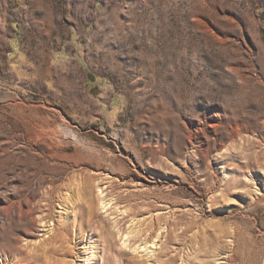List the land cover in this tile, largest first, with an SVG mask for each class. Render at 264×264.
Instances as JSON below:
<instances>
[{"label": "rangeland", "instance_id": "1", "mask_svg": "<svg viewBox=\"0 0 264 264\" xmlns=\"http://www.w3.org/2000/svg\"><path fill=\"white\" fill-rule=\"evenodd\" d=\"M1 210L9 256L264 264V0H0Z\"/></svg>", "mask_w": 264, "mask_h": 264}, {"label": "bare ground", "instance_id": "2", "mask_svg": "<svg viewBox=\"0 0 264 264\" xmlns=\"http://www.w3.org/2000/svg\"><path fill=\"white\" fill-rule=\"evenodd\" d=\"M13 188H15V186ZM104 190L105 189H103L102 187L100 189V187L97 186V191H98L96 193L97 201L101 202L103 207H105V205L107 204L106 202H104L102 200L103 199L102 195H103ZM155 207H156L155 209H157V210L160 209L158 206H155ZM2 208H3V211H6L4 207H2ZM163 208H166V206H163ZM155 209H153V210H155ZM3 211L2 210L0 211V218H2L0 220V222H1L0 231H5L6 226L10 223V221L7 220L8 218L6 219L4 217L5 212H3ZM6 212L8 213V211H6ZM169 212H171V216H169L171 218H168V219H167V217H164L161 213H156L153 216V218L147 223L145 229H143V231H142L143 233L140 235V238L138 240H136V242H134L133 250L141 249V250H138V252L142 251V250L146 251L148 248L152 247L153 245L156 246V244L159 243V238H160V236L162 237V234L165 231H170L173 228H174V230H172V231H178L179 230L178 222L176 220V217H174V215L176 214V210L172 209ZM12 213L15 214L16 218L19 221L22 220V218L23 219L25 218L28 221L33 220L32 217H30L31 214L28 213L27 210L24 211V209L21 206H18L17 208L12 209ZM2 221H4L5 224L2 223ZM160 231H164V232H160ZM129 235H130V232L125 233L123 241H122L123 245H127V238L129 237ZM131 235L135 236V235H138V233L137 232L135 233L132 231ZM8 243H10V242H8ZM16 245H17V243H16ZM24 245H26V244H24ZM34 245H35V243L30 244L29 242H27V247H30L31 251L33 250L32 247ZM31 251L26 252L25 254H21V253L20 254H13L12 256H9L4 251H0V264H54L53 257L51 256L50 252H46V253H42V254H38L39 252H37V254H34V252H31ZM144 260H145L144 261L145 264H147V262H149L150 259L144 258ZM148 264H150V263H148Z\"/></svg>", "mask_w": 264, "mask_h": 264}]
</instances>
